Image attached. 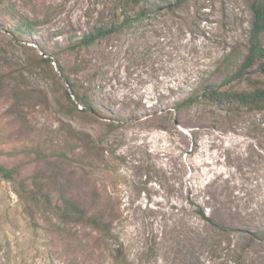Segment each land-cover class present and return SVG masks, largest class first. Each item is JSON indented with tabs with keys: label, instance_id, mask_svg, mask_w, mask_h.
<instances>
[{
	"label": "rangeland",
	"instance_id": "rangeland-1",
	"mask_svg": "<svg viewBox=\"0 0 264 264\" xmlns=\"http://www.w3.org/2000/svg\"><path fill=\"white\" fill-rule=\"evenodd\" d=\"M165 5L70 50L83 35L118 24V0L0 1L8 87L0 91V163L19 164L29 182L47 168L38 155L68 148L71 130L88 132L101 141L108 167L93 175L121 212L104 251H78L32 226L15 183L0 175V264H264V113L230 111L210 99L172 109L201 78L218 83L237 71L246 54L247 2ZM12 12L34 22L29 36L7 29ZM60 66L101 113L82 111ZM246 75L264 82L256 65ZM245 84L243 76L228 83ZM59 167L64 174L73 168ZM69 193L89 204L83 184ZM199 205L210 221L200 218Z\"/></svg>",
	"mask_w": 264,
	"mask_h": 264
},
{
	"label": "trees",
	"instance_id": "trees-1",
	"mask_svg": "<svg viewBox=\"0 0 264 264\" xmlns=\"http://www.w3.org/2000/svg\"><path fill=\"white\" fill-rule=\"evenodd\" d=\"M184 1L175 0L165 5L162 0H118L120 8L118 24L98 27L79 40L68 44L66 48L76 50L87 46L97 38L122 28H129L154 14L164 7L163 5L166 8H172L181 5ZM246 2L250 14L246 33V54L237 71L218 83L208 78H201L187 94L172 102L173 110L178 111L202 99H210L218 103L230 104L232 106L230 111L242 108L248 112L264 113V82L246 75L247 71L255 65L264 72V0H246ZM129 7H136L131 11L132 15L129 13ZM10 16L13 23L11 28L7 29L15 35L29 36L34 22L26 18L22 19L20 16L16 20L14 12ZM60 70L64 80L69 84L72 95L82 105V111L89 114L101 113L98 108H95L89 92L74 79H70L69 71L61 66ZM70 70L76 71V68L72 66ZM242 76L246 83L245 87L236 88L228 85L231 78L240 79ZM6 89L8 87L0 67V91ZM70 96L71 94L67 93L69 100ZM79 103L78 106L81 107ZM66 140L67 150L38 155L40 160L47 164V168L36 170L29 182L19 177L21 171L19 164L6 166L0 163V175L5 180L15 183V193L32 226L43 225L46 230L74 246L78 251L85 253L104 251L106 239L121 214L111 197L104 199L101 182L93 175L95 171L108 169L105 149L101 141L94 140L85 131L71 130ZM58 162L69 164L74 169L64 174ZM74 184H83L87 188L88 205L82 204L70 195V188ZM198 214L205 221L211 220L204 207L200 205ZM79 227L81 230L78 229Z\"/></svg>",
	"mask_w": 264,
	"mask_h": 264
}]
</instances>
